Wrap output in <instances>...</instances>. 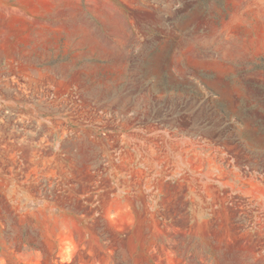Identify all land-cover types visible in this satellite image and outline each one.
Here are the masks:
<instances>
[{"label": "rangeland", "instance_id": "1", "mask_svg": "<svg viewBox=\"0 0 264 264\" xmlns=\"http://www.w3.org/2000/svg\"><path fill=\"white\" fill-rule=\"evenodd\" d=\"M0 264H264V0H0Z\"/></svg>", "mask_w": 264, "mask_h": 264}, {"label": "crops", "instance_id": "2", "mask_svg": "<svg viewBox=\"0 0 264 264\" xmlns=\"http://www.w3.org/2000/svg\"><path fill=\"white\" fill-rule=\"evenodd\" d=\"M52 101H40V108L45 109L43 107H51L52 105ZM75 116V117H74ZM73 117L76 119H71V122L73 124H78V126L75 127H63L62 129H68L69 131L71 130H84V131H88L90 130V124H91V120L88 116H86V114L83 115H74ZM61 129V131H62ZM47 157H44V159L46 160Z\"/></svg>", "mask_w": 264, "mask_h": 264}]
</instances>
